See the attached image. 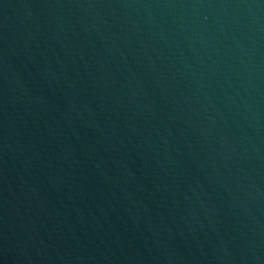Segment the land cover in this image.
I'll return each mask as SVG.
<instances>
[{
  "label": "water",
  "instance_id": "water-1",
  "mask_svg": "<svg viewBox=\"0 0 264 264\" xmlns=\"http://www.w3.org/2000/svg\"><path fill=\"white\" fill-rule=\"evenodd\" d=\"M0 264H264V0H0Z\"/></svg>",
  "mask_w": 264,
  "mask_h": 264
}]
</instances>
